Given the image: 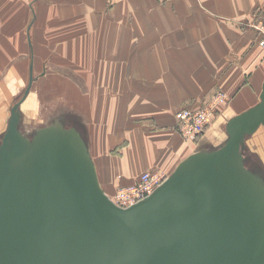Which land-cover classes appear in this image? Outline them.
I'll return each mask as SVG.
<instances>
[{
	"label": "crops",
	"instance_id": "obj_1",
	"mask_svg": "<svg viewBox=\"0 0 264 264\" xmlns=\"http://www.w3.org/2000/svg\"><path fill=\"white\" fill-rule=\"evenodd\" d=\"M263 13L264 0H0V136L33 58L23 116L42 115V91H63L67 70L81 73L75 96L108 194L145 170L175 168L200 140L181 136V108L229 93L202 134L199 146L211 147L226 138L217 123L260 100L264 48L251 24Z\"/></svg>",
	"mask_w": 264,
	"mask_h": 264
},
{
	"label": "water",
	"instance_id": "obj_2",
	"mask_svg": "<svg viewBox=\"0 0 264 264\" xmlns=\"http://www.w3.org/2000/svg\"><path fill=\"white\" fill-rule=\"evenodd\" d=\"M32 48V42L30 40ZM0 139V264H264V172L245 139L264 126L260 100L231 117L226 138L183 158L127 207L103 188L78 126L20 129V105Z\"/></svg>",
	"mask_w": 264,
	"mask_h": 264
},
{
	"label": "rangeland",
	"instance_id": "obj_3",
	"mask_svg": "<svg viewBox=\"0 0 264 264\" xmlns=\"http://www.w3.org/2000/svg\"><path fill=\"white\" fill-rule=\"evenodd\" d=\"M263 17H264V13L256 21H254L252 24L258 23ZM252 28L258 33V42H259V39L261 36H260L258 30L253 25H252ZM66 72L69 73L68 76L66 75L64 77H60V83L62 84V85H60V88L62 87L63 91H59L58 95H56V94L51 95V92H49V91H42V113H41L42 115L41 116H37V118L32 119L30 116H23V113L21 111L22 116H21L20 129L24 133L29 135L30 138H32L34 131H36L37 129L42 128L44 126L51 125V124H53L55 122H59V121L66 122V123L71 124V125H76L82 131L85 130L83 119H86L87 117L82 111L83 110L82 109L83 108V102L81 101L82 98H76L78 96H75L78 94H80V96H81V94H83V92L81 90L83 89V86L85 87V83L83 82V77L81 76V73L80 74H77V73L74 74V72L72 70H67ZM45 86L47 87V85H45ZM67 88L71 90L70 92H72L73 88L74 89L77 88L79 93L74 92L72 94L69 92V90ZM220 92H226V91L218 90V91L214 92L212 94V96L206 102H204L198 106H195V107L187 106L184 108H190V109L205 108L211 103L213 98ZM226 93L228 94V99H227V102L224 104V106L228 103V101L230 99L229 93L228 92H226ZM78 101H80V103ZM224 106H222L219 113L217 112L218 113L217 119L219 118L218 115L221 113ZM182 109L183 108H181L177 112L178 116H179V113L181 112ZM217 119H213L208 124L206 129L209 128V126L213 122L215 123L217 121ZM225 122L226 121L222 122L221 124L217 123V125H219V126H216L214 129V130H218V132H219V134L217 135L218 139H222L223 137L227 136V133H225V131H226ZM206 129H205V131H206ZM4 130H5V128H4ZM4 130H2L1 132H3ZM178 130H179V128H178ZM84 133H85V136L87 137V133L85 131H84ZM201 137H202V135L200 136V138L198 137L200 139L198 141L199 143L204 141V140H201ZM0 139H1V136H0ZM193 141H196V139ZM89 143H90V141H89ZM199 143H197L198 144L197 149L199 147H201V146H199L200 145ZM90 149H91V146H90ZM244 156L246 158V164L248 167L257 169L260 172H264V126H260V128L254 134H251V135L246 137L245 147H244ZM172 169H175V168H172ZM172 169L166 170L165 168H162V171H166L164 179H166L171 174V172L173 171ZM141 173H140V175H141ZM122 186H126V185H118L116 188L110 189V191H109L110 197L112 196L113 198H115L117 196L116 195L117 189L119 187H122Z\"/></svg>",
	"mask_w": 264,
	"mask_h": 264
},
{
	"label": "built area",
	"instance_id": "obj_4",
	"mask_svg": "<svg viewBox=\"0 0 264 264\" xmlns=\"http://www.w3.org/2000/svg\"><path fill=\"white\" fill-rule=\"evenodd\" d=\"M252 25L258 30L261 36L259 44L264 48V17ZM227 99L228 94L220 92L205 108H183L178 116V128L181 136L186 140H195L200 137L208 124L215 119ZM165 174L166 171H162L161 168L145 170L136 182L119 187L116 192L117 196L115 198L111 196V199L122 207L132 205L148 196L163 183Z\"/></svg>",
	"mask_w": 264,
	"mask_h": 264
},
{
	"label": "bare ground",
	"instance_id": "obj_5",
	"mask_svg": "<svg viewBox=\"0 0 264 264\" xmlns=\"http://www.w3.org/2000/svg\"><path fill=\"white\" fill-rule=\"evenodd\" d=\"M168 177H169V176H168ZM168 177H167V178H168ZM167 178H166V179H167ZM112 200H113V199H112Z\"/></svg>",
	"mask_w": 264,
	"mask_h": 264
},
{
	"label": "trees",
	"instance_id": "obj_6",
	"mask_svg": "<svg viewBox=\"0 0 264 264\" xmlns=\"http://www.w3.org/2000/svg\"><path fill=\"white\" fill-rule=\"evenodd\" d=\"M197 140V139H196Z\"/></svg>",
	"mask_w": 264,
	"mask_h": 264
}]
</instances>
